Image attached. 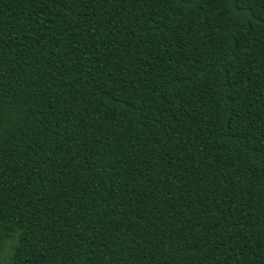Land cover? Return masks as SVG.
Wrapping results in <instances>:
<instances>
[{
	"label": "trees",
	"instance_id": "obj_1",
	"mask_svg": "<svg viewBox=\"0 0 264 264\" xmlns=\"http://www.w3.org/2000/svg\"><path fill=\"white\" fill-rule=\"evenodd\" d=\"M0 264H264V0H0Z\"/></svg>",
	"mask_w": 264,
	"mask_h": 264
}]
</instances>
